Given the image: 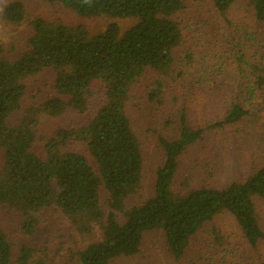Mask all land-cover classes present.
Returning a JSON list of instances; mask_svg holds the SVG:
<instances>
[{
    "label": "trees",
    "instance_id": "1",
    "mask_svg": "<svg viewBox=\"0 0 264 264\" xmlns=\"http://www.w3.org/2000/svg\"><path fill=\"white\" fill-rule=\"evenodd\" d=\"M208 1L223 17L247 1L253 22L264 27V0ZM29 2L56 7L61 15L110 22L95 33L87 24L60 18L28 20ZM6 3L0 21L18 26L27 22L30 36L17 56L0 48V211L17 213L25 233L32 235L38 213L59 210L76 233L90 239L70 250L73 264L134 258L146 236L158 230L173 264H264V229L258 215L264 204V167L223 188L202 187L187 194L175 190L183 155L207 136L205 128L192 123L188 108L177 107L179 92L192 88L186 71L194 68L199 55L188 40L186 23L193 13L186 0ZM121 21L132 24L123 27ZM225 21L235 30L215 59L220 70L227 65L238 81L217 84L214 96L226 107L223 118L210 128L223 130L250 122L255 100L264 108V53H253L264 35L244 20ZM47 72L52 75L51 96L39 110L29 109L11 125L12 117L24 109L28 80ZM204 91L198 84V94ZM143 101L155 107L163 131H168L159 137L164 162L156 173L153 198L130 206L144 180L145 154L131 114L140 107L136 102ZM40 113L68 118L72 127L58 129L45 140L37 128ZM72 117H78L76 124ZM41 141L45 143L38 153ZM103 190L109 197L106 205ZM226 215L234 220L237 234L220 225ZM33 256L24 247L17 264H32ZM14 263L12 244L0 223V264Z\"/></svg>",
    "mask_w": 264,
    "mask_h": 264
},
{
    "label": "rangeland",
    "instance_id": "2",
    "mask_svg": "<svg viewBox=\"0 0 264 264\" xmlns=\"http://www.w3.org/2000/svg\"><path fill=\"white\" fill-rule=\"evenodd\" d=\"M190 18L187 19V35L190 46L197 52L198 58L193 69H187L186 79L190 89L182 95L179 92L180 103L177 107L188 108L194 125L206 129L204 141L190 148L180 161V172L175 190L178 194H187L193 189L202 187L223 188L232 182L247 179L257 170L264 167V108L255 100L250 122L223 129H211L210 125L223 118L226 104L222 99L215 98L217 84L228 81L234 84L238 81L235 73L226 65L220 70L221 64L216 61L223 41L231 35L235 27H230L225 20L235 24L244 20L252 23L259 35H264V27L253 22L247 1H241L239 6L223 17L213 10L208 0H186ZM6 0H0V8L6 5ZM28 20L35 17L60 18L71 23L87 24L91 31L101 33L109 24L108 19L82 20L73 14L61 15L56 7L39 3H28ZM123 27L132 23L120 22ZM262 30H259V29ZM229 31V33H228ZM190 33V35H189ZM30 36L27 22L22 25H9L0 21V48L10 56H17L23 41ZM253 48V53H264V36ZM264 55V54H263ZM52 75L47 72L27 82V95L24 109L15 114L10 124L18 123L29 109L39 110L52 94ZM198 84H203L206 94H198ZM140 107H134L131 112L136 129L142 141L145 154V170L142 188L131 198L130 206H140L155 194L156 173L164 162V153L160 145V133H167L164 129L162 116L155 113L152 104L146 101L136 102ZM75 124L78 117H72ZM87 119V118H85ZM80 117V120H85ZM39 136L45 140L51 138L58 129L71 128L68 118H50L43 113L38 115ZM161 126V127H160ZM45 141L37 143L36 152L42 151ZM74 149L84 153V148L76 146ZM3 167V153L0 150V171ZM103 202L106 205L108 195L102 191ZM258 215L264 229V204L258 208ZM37 226L32 235H27L23 228V220L17 213L0 211V223L7 233L13 247L15 263L24 247L34 251L32 264H73L70 250H78L90 239L75 232L70 221L60 211L54 208L44 210L36 215ZM220 225L230 235L237 234L233 219L226 215L219 220ZM235 236V235H233ZM113 264H173L169 256L164 234L161 230L149 233L141 253L134 258L120 259Z\"/></svg>",
    "mask_w": 264,
    "mask_h": 264
}]
</instances>
